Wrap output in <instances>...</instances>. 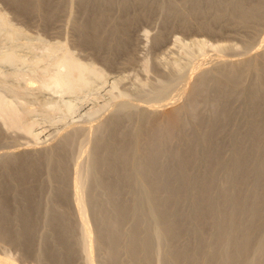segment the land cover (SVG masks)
<instances>
[{"label": "bare ground", "instance_id": "1", "mask_svg": "<svg viewBox=\"0 0 264 264\" xmlns=\"http://www.w3.org/2000/svg\"><path fill=\"white\" fill-rule=\"evenodd\" d=\"M4 1L16 6L20 10L28 8L29 10H34L31 7L36 3L35 0ZM44 1L45 0H43V2ZM181 1L182 0H173L168 7H159L167 16H174L177 14ZM79 2L82 6L84 5V10L90 11L88 0H80ZM104 2H106V0ZM107 2H110V0ZM197 3L198 1L193 4L192 16L202 15L197 8ZM218 4L220 5V1ZM125 9L126 8H124V11H127V9ZM218 9L219 6L215 8V12H217ZM259 15L264 16V0L258 3L256 8H253L252 11L246 15V18L252 19ZM100 22L99 20V23L97 21L94 25V31L101 25ZM203 29L210 30V27L207 26ZM2 33H5V39L7 38L10 43L15 40L16 36H24L22 31L14 28L9 20H7L4 15L0 14V34ZM97 44L99 45L100 42ZM207 44L206 40H195L190 45L185 44L183 47L188 51L186 55L191 57V59L190 57H186V60L187 58L191 60L189 61L190 63L192 62L191 66L187 67L190 65L189 62H187L189 64H185L186 66H177V69H175L176 73H172L173 75L171 74V78L169 75L168 77L170 79L168 81L166 79L165 82L158 86L154 85L156 82L154 84L152 83L154 87H151V89L149 88V91H140L142 89H137L140 96H145V98L148 96L150 97V101H154H152L151 104L150 101H147L148 99H144L147 101V103L145 102L146 105L144 103H142L143 105L140 103L139 105H133V103L130 102L131 96L129 97L128 93L126 92V94L124 90V94H120V92L118 93L117 91V96L116 94L113 95L116 85H112L113 87H111L109 93L113 95L115 116L116 114L122 116L125 114V116H128L129 113H137L140 119L138 120V125L140 124L141 128V124L143 123V126L142 129L130 130L126 134V137L121 140L122 147L120 146L121 148H118L117 146L120 144L117 142V139H119L117 136V129L122 123L120 122L122 118H120V120L118 117H111L105 123L103 122V124L101 123L96 126L95 132H97V136H95L96 138L94 139V146L92 150L90 149V152L88 151L90 153L88 157H91L89 158L91 163L86 162L87 166L83 168H81V165L80 167H74L75 169L70 172L71 175L69 174L70 170L66 171L64 165H61L57 171L51 173L49 179L56 178L59 180L57 181L59 183H61L60 181L64 182L69 179L70 183H68V187L63 185L62 187H57V189L55 188V190H57L56 196L59 203L68 202L67 199L71 201L72 205H69L72 206V208L70 207L72 210H70L71 212H63L62 209L61 211L59 209V204L53 202V200L48 201V205L43 212L41 208L42 201L35 197L39 189L34 188V186L33 188H31L32 186L29 187V183L25 181L20 182V196L18 195V197H20V202H18L23 204V207L9 212L7 209V203L9 202L7 201L8 198L6 199L2 196H4L3 193L6 194V192L10 190L11 179L5 177L4 181L0 184V238L11 243L12 246H18V244H20L26 251H29L34 245L33 237L32 240L30 239L32 232L39 220L43 219L41 222L44 223L43 221H45L47 223L45 224L50 227L54 236L52 239L48 236L45 237V235L41 237V243H43L45 247L42 251L37 253V257L45 258L50 264H72L77 252L83 256L84 264H94L92 251L94 246L96 247V251H104V254L102 251L100 252L102 254V256H100L102 257L99 261L100 264H264V156L262 157V155H260L261 158L260 156L259 158L255 156L258 148L264 147V125L258 126L259 124H257L253 126V124L251 125L252 121L251 123L247 121L249 126L245 135L232 143V157L229 155L231 157L229 161H226L225 158L222 159L218 154L219 151L216 142L209 140H212L211 138L215 135L220 137L224 135V131L222 130L224 127L222 126H224V121L228 118L230 119L231 116L230 114H228L229 117L228 115L225 116L226 120L222 117L225 114V106L229 104V99H227L224 103L225 105L223 104L220 109L218 108L219 110H216L217 113L215 112V114H213L215 117L214 120L221 122L219 126H217L218 124L214 120H212V122H214L213 125L212 123L203 125L205 126V133L202 132L204 136L198 137L197 143H193L191 139L183 137L184 131H186L190 125L193 123L199 125L203 123L201 117L196 115V113L199 107L202 106L201 104L207 100L211 88H217L215 90H220V92H222V87L236 91L238 89L240 90V85L245 81L240 83L241 78H244L242 76L248 74L246 70H249V72L251 71L250 73L254 72L253 74H249L256 75L255 77L257 80H264V52L262 54L263 56L260 55L259 57L258 55L260 53L257 52L258 50H255L257 52L256 56L254 55L249 59H230L226 58V54L224 53L234 49L231 44L220 43L213 45V47L210 46L212 47L210 50H214V52H216L215 54H224L217 55V59L219 58V60L216 59L218 65L215 69L218 75L221 76L220 78H224L222 79L224 80L223 84L221 82L220 85V82H218L219 84L216 83V85H214L215 87L212 85L210 88V86H208L210 84L208 82L210 81L208 79L210 72H207L210 69H207L206 71H202L195 83H192L189 92L187 90L188 94L186 96L189 95V99L187 98L189 102L183 103L182 100L184 105L175 106L176 99L178 97L181 98L183 95L185 96L184 92L186 90L184 87L181 89L177 84L173 85L180 88L183 95L180 96L179 89L176 99L175 96L169 100L166 99L167 101H165L164 98L170 88H173L171 87L172 83H176L174 80L181 79L182 77L180 78V76L184 74L185 71V74H187L188 69H186V67L190 68L188 72L190 73L189 75L199 70L201 64L192 59L194 57L193 48L194 52L196 50V52L199 53H197L196 56L199 55V57H203L206 55L204 50ZM25 46L24 49L28 48L30 51L33 49L29 41ZM262 47L264 46L262 45ZM260 48L261 47L258 48L259 51ZM14 49L15 47H11V49L5 50L4 53L2 52V54H0V64L14 68L10 73H3L0 70V76H3L6 80L3 82L2 79H0V84L2 87H5L7 91H11V86L15 87L16 90L17 84L13 82H15L17 77L23 75L22 72L19 75L17 69L29 61L32 56L31 55L29 59L26 54L27 52L24 54L20 53L21 55L16 54L17 50L15 49V51ZM42 49L44 50L42 56H37L35 54L33 57L34 59L30 60L31 62L29 61L32 63L31 65H33L35 70L31 69L34 73H29L31 75L30 77L26 75L27 78L29 77L26 81L22 77L26 82L25 84L22 80L23 84L32 88L33 85L31 86V84L34 83L39 90L45 91L44 93L47 92V94H49L50 92L52 95L57 94V96H59V102L55 101V103L57 102L56 104L59 105L56 107L57 105L52 101L55 105L53 111L57 109V112L65 113L64 115L61 113L63 116L72 114L76 109L73 105L74 103H72L73 100L71 101L72 96L82 92L84 89H88L95 80L102 81V79H104V74L101 70L95 69L93 65L80 62L64 44H54L45 48L43 47ZM239 49L241 52V48ZM260 52L262 53V51ZM30 54L32 53L30 52ZM232 55L231 57L234 56ZM215 57L216 56H214V58ZM204 58L205 57H203V59ZM170 64L171 63H169V65ZM35 71H39V74H35ZM219 76H216L218 80H220ZM11 78H14V81H12L13 84L11 82L9 83ZM7 80L9 81L7 82ZM258 81L257 83H259ZM179 82L180 81L177 83ZM113 83H115V81H113ZM254 83H250L251 85H248V87L246 86L244 89L242 88L245 84L244 86L242 85L241 89L243 91H241L243 94H246H244V96L241 94L243 99H240H242L241 101L244 100L245 104L247 102L249 104L248 107L251 106V108H249L250 111L248 110L249 112L255 113L257 109L260 108L263 113L264 81L261 82L262 85ZM14 84L15 86H13ZM144 87L145 86H143V88ZM146 88H148L147 85ZM23 89L26 90L27 88ZM17 90H20V88ZM108 90L109 89L106 91L108 92ZM13 92L12 96L15 94H13ZM137 94L138 93H136L135 96ZM140 96L138 98H141ZM12 98V100L17 101L14 99L15 97ZM64 98L71 99L65 100ZM12 100H7L5 94H0V122L3 126L7 127V129H18L22 134L27 136L28 141L30 140L31 143H33L32 145H37L41 134L39 131L35 132V128L33 129L34 123L30 124L25 121L24 115L16 108V102ZM133 100H136V98ZM144 100L142 102H144ZM184 101L186 102V100ZM134 103L136 102L134 101ZM110 104L112 103L110 102L109 105ZM104 109L103 107V110ZM84 112L89 121H91L93 117H96L93 110L88 111L89 113L86 111ZM155 114L159 117L158 120H156L157 122L152 120V115ZM216 116L218 117L217 119ZM124 118L123 116V119ZM96 121L98 120L96 119ZM67 126L68 125L61 127L58 131L61 130L65 132ZM194 126L196 127V125ZM220 127L221 130L218 129ZM82 128L83 127H76L73 128L74 130L70 129L72 130L71 132H65L64 134L62 132V139H59L60 141L58 140V144L56 142V145H53L51 148H45L43 151L41 149V151H29L26 148L22 153H19V155H37V161L34 165L35 170L40 169L42 166L48 167L57 159L61 160L63 163H67L68 152L71 149V145L73 146L74 136L76 134L74 132L82 131ZM200 128L201 127H199V129ZM83 139L85 143L86 139ZM174 139H178L179 149L177 147L176 149H168V154L166 153L168 156H165L166 162L160 164L158 162L159 160H157L159 152L164 148L166 150V147L170 148L169 146L172 145L171 142H173ZM250 139L253 142L243 148V142L245 140V142H247V140L251 142ZM82 143L80 144L83 148L84 143ZM117 143L119 145H117ZM86 144L87 143H85V145ZM143 145L145 150L142 148ZM4 157H6V159L4 158V164H10L13 162L15 155L9 153ZM173 158H176V160H174V162L176 161L175 163L173 162ZM221 170L224 171L222 172L225 177L224 183L222 186H220V184L218 188H215L213 185L217 182ZM106 174L109 175V178L105 176ZM49 179H47V181ZM176 181L179 183L178 188L174 187ZM199 186L203 187V190L198 191L196 188ZM11 199L10 197V202ZM186 202L189 204V209H186L185 212H181L180 205ZM87 209L91 215L90 219H88L89 214ZM189 217L192 219L193 224L187 226L184 221H187L186 219ZM73 219L77 222V227L75 226L77 229L76 231L73 230L74 228L71 229V223L74 221ZM189 220L190 219H188V221ZM89 222L94 225L91 224L95 228V236L89 229ZM18 224L24 227L22 232L16 231L18 230L17 228H15L14 231V227H17ZM207 225L209 226L208 229L212 231V234L207 233L210 235L206 234V236L205 230L203 231V229L205 228L204 226ZM182 229L186 231L189 237L197 239L199 245L194 246V248H191L188 243L177 245V239ZM73 238H78L76 241L78 242L79 250H77L75 246L76 242ZM162 238H166L167 240H164L170 241L169 244H172L165 245V241H161ZM57 246H61L62 250L57 249ZM0 264H14V262L8 256H3L0 257Z\"/></svg>", "mask_w": 264, "mask_h": 264}, {"label": "rangeland", "instance_id": "2", "mask_svg": "<svg viewBox=\"0 0 264 264\" xmlns=\"http://www.w3.org/2000/svg\"><path fill=\"white\" fill-rule=\"evenodd\" d=\"M35 1H36V3H34L35 8L34 6L31 7L34 10H29V8L20 10L16 6L11 5L4 0H0V14L4 15L7 18V20H9L10 24L14 28L19 29L20 31H22V33H24L23 34L24 36H20V37L16 36L15 40H13L11 43L9 40H7V38L5 39L6 37L4 36L5 33L0 34V54H2V52L4 53L5 50L7 51L11 49V47L12 48L15 47V49L17 50V53L15 52L16 54L21 55L27 52L26 54L28 55L29 59H30V56L32 55L30 59L32 60L34 59L33 57L35 54L37 56L43 55L44 53V50L42 49L43 47L45 48L47 46H51L54 44H59V45L64 44L65 47H67V49L69 48L68 50L72 52L77 59L80 60V62L82 63L84 62L86 64L88 63L90 65H93L95 69L101 70L102 73L104 74L105 80L104 79H102V81L95 80L92 86H90L88 89H84L82 92L76 94L75 96H72V99L64 98L65 100H70V99L71 101L73 100L72 103H74L73 105L76 108L74 110V113L66 114L65 116H63L65 113L63 114L61 112L63 114L62 115L60 112L56 111L57 109L53 111L55 109L54 106L57 105L56 107H58L59 105V104H56L57 102H59L58 101L59 96H57V94L52 95V93L50 92L49 94H47V92L44 93L45 91L43 92L42 90H39L37 85L34 83L31 84V86L33 85L32 88L27 87L28 85L25 86L26 79H28L31 76L30 75L31 72L34 73L33 70H35L33 65H31L32 63H30L31 62L30 60H29L30 62L27 61L21 67L19 68L17 67L18 68L17 71L19 75L22 72L24 76L27 75L29 77L28 78L27 76L24 77L22 74H21L22 75L21 77L20 76L17 77L18 79L16 78L15 82H13L17 84L16 90H15V87H12L10 84L11 86L10 90L12 92L14 91L13 94L15 93L13 96H12L11 91H7V89L5 87H2L0 84V94L2 95L5 94L7 100H12L13 99L12 97H15L14 99L17 101H14V100L12 101L16 102L15 105H16L17 110L22 115H24L25 121H27L30 124L34 123L33 129L35 128L34 129L35 132L39 131V133L41 134L38 144L32 145L33 143H31L30 140L28 141L27 136L22 134L21 131L15 128L7 129V127L3 126L2 123L0 122V184L4 181L5 177H9L11 179V186H10L11 188L9 190L10 193L8 191L6 192V194L3 193L4 196H2L3 198H6V199L8 198L7 201L9 202L7 203L8 204L7 209L9 210V212L12 210L21 209L23 207V204L19 203L20 197H18V195L20 196L19 190H21V188H19L20 187L19 184L21 181L28 182L29 183L28 186L29 187L32 186L31 188H33L34 186V188L39 189L38 190L39 192H37L35 197L38 200L42 201L41 208L43 212L46 206L48 205V201L50 200H53V202L59 204L61 208L59 206L58 207L60 210L62 209L63 212L70 211L72 208V206H69V205H72L71 201L67 199L69 203L67 201L64 203L63 202L59 203L57 200V196H56L57 190H55V188L57 189V187L59 186L62 187L63 185H65V187H68L69 186L68 183H70V181L69 179H67L68 181L67 180H65L64 182L60 181L61 183H59L57 182L59 180H57L56 178L55 179L53 178L54 180L51 178L49 179V177L51 176V173L54 171H57L61 167V165H64V167L66 168V171L70 170L69 174L71 175L70 173L72 172L71 170L75 169L76 166L80 167L81 165V168H83L87 166L86 162L91 163L90 162L91 160L89 159L91 157L90 156L88 157V154H90L89 152L92 150L94 146L93 143H94V139L96 138L95 136H97L96 135L97 132H95L96 126L100 125L101 123L103 124V122L105 123L111 117L115 116L113 95H115L117 91L118 93L120 92V94H124V92L125 93L127 92L128 96L129 97L131 96L130 97L131 101L130 100L129 101L133 103V105L134 104L139 105V103L145 104V102L147 103V101H150V97L147 96L145 98V96L144 97L142 95L140 96L138 90L142 89L140 91H143V90L149 91L151 87L152 88L154 87L153 84L155 82L156 83L154 85L158 86L161 83L165 82L166 79L168 81L172 77L171 74L176 73L175 69H177V66H180V65L186 66L187 64H189L190 63L189 61L191 60L188 59L190 56L186 55L188 51H186L187 49L183 47L185 44L190 45L195 40L196 41L206 40V42L208 43L206 49L204 50L205 51L204 53L206 55L203 57H205L204 58L205 60L203 59V57H199V55H197L198 56L197 57L196 54L198 52H196L195 50L196 52L195 53L194 48H193V56L194 57L196 56V57L195 58L193 57L192 59H194L195 62L197 63L199 62L201 64V67H200L201 71L199 68V70L194 72V74L192 73L194 76L192 74L189 75L190 73L188 72L190 68H187V67L191 66L192 64L191 62L190 65L186 67V69H188L187 70L188 75L185 74L186 72L185 71L184 72L185 75L182 74L180 76V78L181 77L182 78L177 79L178 81L181 82V83L179 82L180 84L177 83L178 82L177 80H174V82L176 81V83H172L171 87L173 88H170L169 92L166 94L167 98L164 97L165 101L169 100L173 96H175V99H176L177 98L176 95H178L179 89L180 88L183 89L184 87V89H186L184 92L185 96L183 95V92L180 89V96L181 95L183 96H181V98L178 97L176 99L175 106H181V105H184L183 103L189 102L188 100L189 95L186 96L188 94L187 90L189 92V89H191L192 87V83L196 82V79H198V76L202 73L203 70L206 71L207 69L208 70L212 69L211 71L210 70L207 71L208 73L210 72L211 74V75L210 74L208 75V79L210 80L208 82L211 84L210 85L208 83L209 84L208 86H210V88L212 85L213 86L216 85V83L219 84L218 82H220V85H221V82L223 84L224 80L222 79L224 78L222 77L221 79L220 78L221 76H219L217 71L215 70L218 65L217 60H219V58L217 59L218 57L217 55L219 53L215 54L216 52H214V50L213 51L210 50L212 49L213 45L220 44V43L221 44L222 43L231 44L234 49H231L230 51L228 50L227 53L223 52L224 54H226L225 57L230 58V59H240V58L249 59L254 55L256 56L257 52L260 53L258 55L259 57L264 52V47H262V45L264 46V39H263L264 38V16L259 15L257 17H253L252 19L246 18V15H248L250 11H252L253 8H256L257 4L260 3L262 0H182L179 3L177 14L174 16H171V15L167 16L162 11V9L159 7V6L168 7L169 4L173 0L171 1L170 0H113V1L110 0L111 3L107 2L108 0H106L107 3L104 2L105 0L104 1L103 0H88L90 11L92 10L91 12L89 10L87 11L84 10L85 8L83 9L84 5L83 6L81 5V3L79 2L80 0H75V1L73 0H45L44 2L43 0L41 1L35 0ZM196 1H198L197 8L199 12L202 13V15L199 14L198 16H192L191 14H192L193 4ZM219 1H220V5L218 4ZM218 6H219V9L217 12H215V8ZM124 8H126L127 11H124ZM99 20L101 21L100 22L101 25H99L97 30L94 31L93 27L97 23V21L99 23ZM207 26L210 27V30L203 29L204 27H207ZM28 41H29V44L33 46V49H31V51L28 48L24 49ZM175 41L179 43H176ZM98 42H100L99 45L97 44ZM259 47L262 48V49L260 48V51H262V53L259 51L258 49ZM239 48H241V52ZM255 50L256 51L258 50V51L256 52ZM30 52L32 54H30ZM231 55L233 57H231ZM214 56L216 57L214 58ZM186 57H188L187 60H186ZM169 63L171 64L169 65ZM178 63H181V64H178ZM12 68L13 67L11 66L0 64V70L3 73L12 72L14 70V68L13 69ZM212 71L213 72L215 71V72L213 73ZM246 72L248 74H246L245 76L244 75L245 73H244L243 74L244 76H242L244 78H241V81H240V83H242L245 80L242 84L243 86L245 84V86L242 88V85H240L242 89H244L246 86L248 87V85H251L254 82H255L254 84H256L257 81L259 80V79L257 80V78L255 77L256 75L255 76L250 75V74H253L254 72L250 73L251 71L249 72V70L248 71L246 70ZM35 74H39V71L37 72L35 71ZM215 75L219 76L220 80H218V77L216 78ZM185 76H186V79H185ZM22 77L25 81L22 79ZM187 77H188V80H187ZM0 79H2L3 82L5 80L3 76H0ZM121 79L124 81H122ZM214 79H217V80H214ZM10 80L11 81L7 80V82L9 81V83L10 82L12 83V81H14V78H11ZM22 80L25 82V84H23ZM113 81H115V83H113ZM260 81L261 80H259L258 81L259 83L257 84L262 85L261 82H263L264 80H262L261 82ZM15 84L13 86H15ZM173 84L175 85L177 84V86L180 88H178L177 86L175 87V85ZM112 85L113 86L116 85L115 86L116 89L114 91L115 93L113 95L112 93H109V91H111V87H113ZM146 85L148 86V88H146ZM137 86H140V87H137ZM143 86H145L144 88L146 89H144ZM18 88H20V90H17ZM23 88L25 89L27 88V89L24 90ZM222 88H221L222 92L218 90L221 94L217 90H215L217 88L215 89L211 88L210 89L211 91L209 90V94L211 95L208 94L207 100L205 99L206 101H204L201 104L202 106L199 107V110L196 113V115L201 117L203 123L200 125L193 123L194 125H196L197 128L193 124L190 125L188 129L184 131V135L186 136L183 135V137L186 139H191L193 143L195 142L197 143L198 139L204 136L205 126L203 125H207L209 123H212L213 125L214 122H212V120H214L215 118L213 114H215L216 110H219L223 106L225 101L229 99V104L226 105L228 108L225 106L224 108L225 114L223 112L224 115L222 116L226 120L225 116H227L228 114L231 115L230 119L228 118L229 117L228 115L227 117L228 119L226 121H224V119L222 118L224 121V126H222L224 128H222V130L224 131L223 134L225 136L223 135V137H220V136L215 135L216 137L214 136L213 138H211L212 140H209V141L216 142L217 144L216 146L218 147V151H219L218 152L219 156H221L222 159L225 158L226 161L227 160L229 161L230 158L232 157V151H231L232 143L236 140H239V138H242L245 135V133L247 132L248 126H249L247 124V121H250V123L252 121L251 125L253 124V126L257 124H259L258 126H261V125L263 126L264 125V111L262 113L261 109L259 108L257 109V112L255 113L249 112L250 111L249 108H251V106L248 107L249 104L247 102L245 104L244 100L241 101L243 99L241 97V94L242 96L246 94V93L243 94L242 92L243 90L241 88L240 90L238 89L239 91L232 90V89L225 88V87H222ZM107 89H109L108 92L106 91ZM136 93H138L137 95H139L141 98H138L139 96L137 95L135 96ZM132 98L133 99L136 98V100H133ZM142 99L143 100L148 99V100L147 101L144 100V102H142L143 101ZM182 100H183V103H182ZM184 100H186V102ZM52 101H54L55 105L53 104ZM55 101L57 102L55 103ZM134 101L136 103H134ZM152 101H150V104ZM110 102L112 104L109 105ZM101 105H105L106 107L101 106ZM51 107H54V108L50 109ZM103 107L105 108L104 110H103ZM226 108L227 110L225 111ZM262 108L264 109V107ZM98 109H100L101 111ZM92 110L93 112H95V116L97 118L93 117L91 121H89V119L85 116L84 111L89 113L88 111H92ZM162 110H165V109H162ZM136 114L137 113H133V114L129 113L128 116L127 115L125 116L124 114L123 115L125 117L124 119L122 115L116 114L115 117H118L119 119L122 118V120L120 119L121 120L120 122L122 123L119 125L117 129V133H118L117 136L119 138L117 139V142H119L120 144L119 145L117 143V145H119L117 146L118 148L122 147L121 140L122 138L126 137V134L130 130L142 129L143 123L141 124L142 126L140 128V124L138 125L139 123L138 120H140L139 115L138 114L136 115ZM158 118L159 117L157 114L152 115V120L154 122H157L156 120H158ZM217 118L218 117L216 116V119ZM96 119L98 121H96ZM253 122L256 124H254ZM220 123L221 122H217L218 124L217 126H219ZM65 125H68L67 126L68 131L66 128L65 132H71L72 130H74L73 128H76V127L84 128V131L82 128V131L80 130L78 132L77 131L74 132L76 134L74 136L73 146L71 145V149L68 152L67 163H63L61 160L57 159L54 162H52L50 166L48 167L42 166L40 169L35 170L34 165L37 161V155H32V156H26L25 154L19 155V153H22V151L26 148L29 151L31 150L39 151L40 149L43 151L45 148L48 149V147L51 148L53 147V145L55 146L56 142L58 144V142L60 141L59 139H62L61 135L65 133L64 131H61V130L58 131V130L61 127H64ZM199 127H201L202 129L201 128L199 129ZM218 129L221 130V127ZM62 132L63 134H61ZM92 133H94L95 135ZM83 138L86 139L85 141V143H87L86 145L83 142L84 140ZM174 140L173 142H171L172 145L169 146L170 148L166 147V150L164 148L162 149L161 152H159L157 160H159L158 162L160 164L161 163L163 164L164 162H166L165 156H168L167 155L168 149L169 150L172 148L176 149V147L179 149L180 146L178 144L179 142L178 139H174ZM245 141L243 142V145H242L243 148L253 142L252 140L251 142L248 140L247 142ZM80 143L84 145V146L82 145L84 149L81 147ZM142 148H144L145 150L144 145L142 146ZM84 151L85 152L87 151V152L85 153ZM256 152L257 153H255V156L257 158H259L260 155H262L263 157L264 147L258 148V151ZM9 153H12L13 155H15V158L13 162H11L10 164H4V158L6 159V157L4 156H6V154H9ZM229 155H231V157ZM80 159L82 160V162ZM174 160H176V158H173V162ZM75 161H77L78 163ZM222 172L224 171L221 170V173L220 172H219L220 174L218 173L219 174L218 180L213 185L215 188H218L220 184H221L220 186H222L224 183L223 181L225 177L223 176ZM105 176L109 178V175L106 174ZM47 179L49 180L47 181ZM178 186H179V183H177L176 181L174 184V187L178 188ZM196 189L200 191V190H203V187L199 186ZM12 190L14 193L12 192ZM10 197L12 198L11 202L9 200ZM186 203L180 205L181 212H185L186 209L187 210L189 209V204L188 203L186 204ZM88 214H89V210H88ZM89 216H88V219L91 218L90 214ZM188 219L190 220L188 221ZM188 219H186L187 221H184V222L186 223L187 226H190L191 224H193V221L190 217ZM42 220L43 219L39 220L38 224H36V227L34 228L32 232V236L30 237V239L32 240V237H33L34 245L29 251H26L25 248L20 244H18V246L17 245L12 246L11 243L6 242L4 241V239L0 238L1 239L0 240V257L8 256L14 262V264H50L45 258L37 257V253L42 251V249H44L45 247L44 244L41 243V239H42L41 237L45 235V237L48 236L52 239L54 236L53 231L50 229L49 226L46 225L47 223L45 221H43L44 223H42L41 222ZM72 223H71V229L74 228L73 230L76 231L77 229L75 228V226L77 225L76 224L77 222L74 220L72 221ZM91 224L92 223L89 222V229L91 230V233L94 234L95 228L93 227L94 225L92 224L93 225L92 226ZM19 225L20 224H18L17 227L16 226L14 227V231H15V228L18 229L16 231H19V232L23 231L24 227L22 225L20 226ZM207 226H204L205 228L203 229V231L205 230L204 231L205 235L207 233L212 234V231L208 229L209 226L208 227ZM210 234H207V235H210ZM92 238L94 239L93 235H92ZM73 239L76 242L75 246L77 250H79L78 242L76 241L78 240V238L77 239L73 238ZM164 239L162 238L161 241ZM177 240H178L177 245H183V244L188 243V245H190L191 248H194V246L199 245V243L197 242L198 240L195 238L192 239L191 237H189L184 229L180 231L179 237ZM169 242L165 241L164 243L165 245H171L172 243L169 244ZM95 248L96 247L94 246V249H92V251H93L94 264H97L102 258L100 257L102 256V254L100 253L102 250L96 251ZM57 249L62 250V247L57 246ZM102 252L104 254V251ZM76 254H75L76 258L74 257L73 259L74 261L72 262V264H84L83 256L80 255L78 252ZM98 264H100V262Z\"/></svg>", "mask_w": 264, "mask_h": 264}]
</instances>
